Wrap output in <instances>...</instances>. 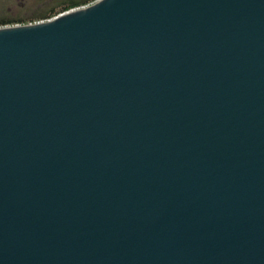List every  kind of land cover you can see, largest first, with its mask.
Here are the masks:
<instances>
[{
  "label": "water",
  "instance_id": "95a60500",
  "mask_svg": "<svg viewBox=\"0 0 264 264\" xmlns=\"http://www.w3.org/2000/svg\"><path fill=\"white\" fill-rule=\"evenodd\" d=\"M0 264H264V0L0 27Z\"/></svg>",
  "mask_w": 264,
  "mask_h": 264
},
{
  "label": "trees",
  "instance_id": "16d2710c",
  "mask_svg": "<svg viewBox=\"0 0 264 264\" xmlns=\"http://www.w3.org/2000/svg\"><path fill=\"white\" fill-rule=\"evenodd\" d=\"M45 6L40 11L32 15H12L0 17V27L18 24L35 23L52 19L53 17L68 10L83 7L91 4L95 0H39Z\"/></svg>",
  "mask_w": 264,
  "mask_h": 264
},
{
  "label": "rangeland",
  "instance_id": "374dc122",
  "mask_svg": "<svg viewBox=\"0 0 264 264\" xmlns=\"http://www.w3.org/2000/svg\"><path fill=\"white\" fill-rule=\"evenodd\" d=\"M44 6L39 0H0V17L32 15Z\"/></svg>",
  "mask_w": 264,
  "mask_h": 264
}]
</instances>
